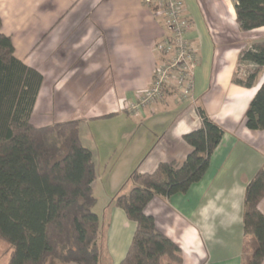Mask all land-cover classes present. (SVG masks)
I'll return each instance as SVG.
<instances>
[{
	"label": "crops",
	"instance_id": "0c3cea01",
	"mask_svg": "<svg viewBox=\"0 0 264 264\" xmlns=\"http://www.w3.org/2000/svg\"><path fill=\"white\" fill-rule=\"evenodd\" d=\"M182 2L196 57L192 98L182 102L170 87L133 111L161 58L154 46L168 36L163 15L141 0H0L1 32L16 58L42 76L31 122L79 121L92 153V193L105 199L96 213L99 264L121 262L135 230L113 201L129 191L134 171L185 160L190 147L182 137L200 126L196 106L224 131L208 169L185 193L155 196L143 212L179 248L182 264L242 263L245 188L264 169V130H248L244 115L264 73L252 88L232 80L250 69L238 67V58L264 39V27L241 32L233 0ZM258 210L264 215V198Z\"/></svg>",
	"mask_w": 264,
	"mask_h": 264
},
{
	"label": "trees",
	"instance_id": "16d2710c",
	"mask_svg": "<svg viewBox=\"0 0 264 264\" xmlns=\"http://www.w3.org/2000/svg\"><path fill=\"white\" fill-rule=\"evenodd\" d=\"M241 32L264 27V0H233ZM0 19V240L9 248L7 264H99L102 237L93 208L95 169L82 143L80 122L37 127L31 122L42 76L14 54ZM249 66L232 82L252 88L264 73V39L240 52L238 67ZM198 129L183 135L190 152L182 163H161L151 173L134 171L131 187L113 201L135 224L118 264H182L179 248L146 216L155 197L185 193L205 175L224 131L196 106ZM251 131L264 130V78L244 115ZM264 169L246 185L243 202L241 264L264 259Z\"/></svg>",
	"mask_w": 264,
	"mask_h": 264
},
{
	"label": "built area",
	"instance_id": "2783aa9c",
	"mask_svg": "<svg viewBox=\"0 0 264 264\" xmlns=\"http://www.w3.org/2000/svg\"><path fill=\"white\" fill-rule=\"evenodd\" d=\"M154 14L163 15L168 36L157 42L154 50L161 57L154 69L150 85L137 97L131 110L138 111L164 97L168 88L178 94L180 101L192 98V79L195 53L185 40V33L190 27L184 15L182 0H141Z\"/></svg>",
	"mask_w": 264,
	"mask_h": 264
},
{
	"label": "rangeland",
	"instance_id": "374dc122",
	"mask_svg": "<svg viewBox=\"0 0 264 264\" xmlns=\"http://www.w3.org/2000/svg\"><path fill=\"white\" fill-rule=\"evenodd\" d=\"M241 67H244V66H241ZM245 70L246 69H244L243 71H245ZM236 76L240 77V78H244L245 77V73L241 72V73H238ZM83 133H84V136H85V132H83ZM95 197L97 198V204L94 206L93 211L95 213H97L99 208L101 207V205L103 203H105V199H104V196L102 194L100 195L98 193H95ZM100 242H102V237L100 239ZM9 253H10V250H9L8 246L3 241L0 240V264H7L8 259H9Z\"/></svg>",
	"mask_w": 264,
	"mask_h": 264
}]
</instances>
